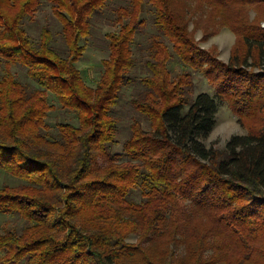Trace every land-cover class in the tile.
Listing matches in <instances>:
<instances>
[{"label":"trees","instance_id":"obj_1","mask_svg":"<svg viewBox=\"0 0 264 264\" xmlns=\"http://www.w3.org/2000/svg\"><path fill=\"white\" fill-rule=\"evenodd\" d=\"M44 1L62 48L47 26L36 40L25 27L42 0H0V170L17 180L0 184V213L13 217L0 231V264H264V0L119 4L94 86L75 63L108 0ZM146 8L155 31L130 100L139 116L111 151L112 110L134 81ZM221 28L234 35L227 61L200 45ZM172 59L182 66L173 77ZM193 72L246 130L221 148L204 143L217 105L193 95ZM49 94L75 123L50 131Z\"/></svg>","mask_w":264,"mask_h":264},{"label":"rangeland","instance_id":"obj_2","mask_svg":"<svg viewBox=\"0 0 264 264\" xmlns=\"http://www.w3.org/2000/svg\"><path fill=\"white\" fill-rule=\"evenodd\" d=\"M127 0H108L100 12L96 13L91 19L90 34L82 39L81 43L85 45V50L80 59L75 63V66L80 71V75L85 83L94 86L102 70V60L107 57V38L106 34L117 29L114 23L115 13L114 9L119 4H124ZM143 18L146 20L145 28L136 35L133 43V55L135 64L129 71V75L134 81L125 86L117 100L116 105L112 110V114L117 119L116 125V142L109 146L111 151H118L121 149L122 142L128 135L129 124L133 117H138L139 114L131 107L130 100L134 92L140 87L138 79L147 73L144 66V60L147 57V46L149 42V35L153 33L154 27L152 24V13L147 8L143 13ZM263 25V23H262ZM47 26L54 36L53 44L57 47H64L60 24L52 15L49 5L42 0V4L34 17L25 22V27L33 40L38 38L40 29ZM191 27V24L189 25ZM195 38H201V31L197 30ZM234 41L233 33L227 28H221L218 33L209 37L204 41H200L203 48H209L214 45L217 48L218 57L227 61L229 49ZM172 77L182 70L180 63L172 59L168 63ZM12 72L16 78L30 87H36V83L29 78L23 67L16 65L12 67ZM1 74V71H0ZM200 92L208 93L213 96L216 101L217 110L215 113V124L212 131L209 133L204 143L207 146L223 147L225 141L232 134H244L246 130L236 121L235 116L231 113L227 103L220 101L216 95L214 88L208 83L207 79L200 72H193V95ZM49 101L56 106L54 111H51L46 123L50 127V131H54L56 124L61 121H70L75 123L71 117V113L59 106L51 94L48 95ZM144 128H147V123L140 118ZM17 180L0 170V184L15 183ZM133 198L139 200L138 192L133 194ZM13 217L0 213V231L7 223H12ZM134 237H130L129 241H134Z\"/></svg>","mask_w":264,"mask_h":264}]
</instances>
